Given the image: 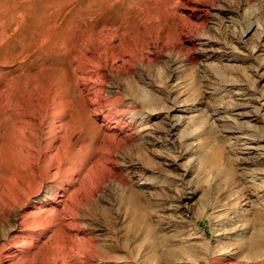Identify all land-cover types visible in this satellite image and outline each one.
<instances>
[{
  "label": "rangeland",
  "instance_id": "1",
  "mask_svg": "<svg viewBox=\"0 0 264 264\" xmlns=\"http://www.w3.org/2000/svg\"><path fill=\"white\" fill-rule=\"evenodd\" d=\"M183 3L0 0V189L4 198L18 197L26 177L9 155L5 139L15 126L3 115L49 102L62 106L53 118L58 132L45 137H57L58 145L68 132L78 150L69 176L88 200L72 221L116 264H194L207 257L240 264L264 252V243L251 249V211L264 203V117L253 108L260 91L256 81L264 78V0L214 2L195 10L199 22L173 14L184 15ZM160 19L167 20L169 31L157 45ZM248 23L252 30H246ZM199 24L204 26L197 31ZM103 26L118 29L123 44L144 33L154 42L141 64L133 59L104 84L106 91L117 92L107 95L112 107L117 95H136L143 103L148 100L143 91L151 95L149 106H125L143 112V127L119 124L122 130L112 142L99 125L90 124L71 60L79 41ZM229 86L227 93L217 92ZM176 109L183 120L171 130ZM67 120L68 127L59 128ZM101 149L106 162H96ZM184 167L188 174L181 176ZM14 219L10 212L0 223V245H9ZM54 241L46 231L24 250L30 255L19 264H52L47 256Z\"/></svg>",
  "mask_w": 264,
  "mask_h": 264
},
{
  "label": "bare ground",
  "instance_id": "2",
  "mask_svg": "<svg viewBox=\"0 0 264 264\" xmlns=\"http://www.w3.org/2000/svg\"><path fill=\"white\" fill-rule=\"evenodd\" d=\"M217 1L220 0H184V7L182 8L184 15L181 14L182 12H173V14L179 15L181 19L188 18L193 22H199L202 16L199 15L200 13L197 14L195 10H199L200 7L213 5L214 2ZM239 1L240 0H237V4ZM160 20L161 21L156 25L159 32L158 41L155 43L157 45L164 42L166 34L169 31L167 20ZM194 25L196 26V24ZM202 26H204V24H199L197 31L200 30ZM253 28V23H248L246 30L249 31ZM179 32L180 35H184L187 32L185 24L181 25ZM142 35L143 36H132L123 44V34L118 29H111L103 26L100 29H95L91 36L87 37V35H85V37L79 41V47L76 48L72 54L71 60L74 63L72 70L75 73L76 82L80 87L79 91L82 96V102L87 106L86 109L88 108V113H90V124L92 126L99 125L104 131L103 135L108 137L110 141L113 135H118L121 132L122 128L119 124L123 126L133 125L135 129L136 127L141 129L145 123L143 114H141L143 113L142 111L136 110L135 108L129 109L125 106L130 107L136 104V106L142 108V106H149V104H151V95L148 90H145L142 94L148 99L146 102L147 104L145 101L143 103V100H140L136 95H133L130 99H122L117 95V105L116 107H112V98L107 95L110 94L113 96L117 92L106 91L104 88L107 77L113 75L112 73L115 72L116 69V71L122 70L135 58H137L140 64L144 60L145 50L148 49L150 45L154 44V42H152L148 34L144 33ZM89 39L91 40V44L85 46L84 43L89 41ZM256 84H258L260 91L254 98L253 108H255L256 112L263 118L264 112H260V110H262L261 108L264 106V78L259 77ZM231 88L233 87L221 88V90L218 89L219 91L217 92L220 93ZM58 101L61 102V100ZM62 104L64 105V103ZM59 107L62 106H54V103L49 102L48 106L39 107L37 110L11 111L9 115L6 113L3 115L5 119L10 118V120L13 121V124H11L13 127L15 126L12 130L10 129L11 132L7 134L8 136L5 139L10 153L9 155L12 159L14 158L17 161L18 168L26 177L21 184L19 183L18 197L10 196V198H4L3 191L0 189V223L10 212L14 217L18 218L14 219L11 224L13 233L10 237L9 245H7V247L0 245V264L22 263L27 258V255H30L28 253L31 251L25 253L24 250H29L33 242L44 236L48 230L52 232V237L54 236L55 238L54 244H52L54 250H50V255L47 256L52 264H116L115 262L107 261L100 254L96 245L87 237L85 231L81 230L77 224L72 221L75 210L79 209L78 207L80 204L85 205L88 198L87 195L81 191L79 183L73 177L69 176L70 172H74L73 170L77 166H75L76 163L74 164V161L76 160L78 150L72 149L73 145H70L68 132H66L64 138L61 135L58 137V145L54 144L57 137L55 139H46L45 137L46 133L50 134V132L54 130L57 131V129H55L57 127H53V118L62 114L60 109H58ZM171 113H179V117L175 118L170 123V129L174 130L183 120L180 116L183 111L176 109V111L172 110ZM171 113L167 111V115ZM61 122L59 128H64L66 125L68 127V120ZM44 124L47 125L48 128V130L45 128L46 131L43 129ZM115 124L118 125V127H116ZM60 131H62V129H60L59 132ZM57 135L59 134L57 133ZM117 139H119V137H117ZM95 158L96 162L107 161V157L105 158L103 156V149L95 155ZM41 167H44L46 170L44 174L40 173ZM50 168H54V170L50 172ZM186 174H188V168L184 167L181 176H185ZM55 178L58 180L55 184H47ZM107 178L105 182L107 184L112 183V180L109 177ZM105 182L103 181V184H105ZM100 183L102 184V182ZM97 191L99 190L95 187L93 194ZM62 194L65 196H62L63 198L58 200V196ZM75 198H78L76 203L74 200ZM258 199L261 198L258 197ZM258 205L259 206L253 207V211H251V249L256 245L264 243V203H258ZM258 220L260 222L258 223L257 229H255ZM252 228H254L253 231ZM18 241L21 243L17 244ZM204 246H206V244H204ZM194 264L236 263H232L228 257H215L214 259H208L207 257L204 262ZM240 264H264V252L252 255L250 261L247 260Z\"/></svg>",
  "mask_w": 264,
  "mask_h": 264
}]
</instances>
